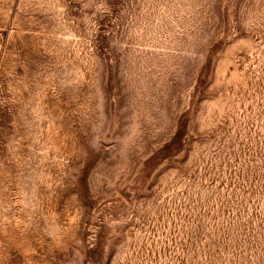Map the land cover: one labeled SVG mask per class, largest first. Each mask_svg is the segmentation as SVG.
<instances>
[{
	"label": "rangeland",
	"instance_id": "374dc122",
	"mask_svg": "<svg viewBox=\"0 0 264 264\" xmlns=\"http://www.w3.org/2000/svg\"><path fill=\"white\" fill-rule=\"evenodd\" d=\"M0 264H264V0H0Z\"/></svg>",
	"mask_w": 264,
	"mask_h": 264
}]
</instances>
